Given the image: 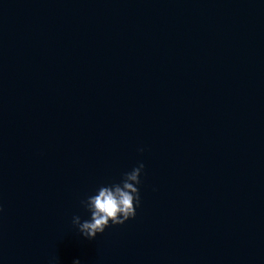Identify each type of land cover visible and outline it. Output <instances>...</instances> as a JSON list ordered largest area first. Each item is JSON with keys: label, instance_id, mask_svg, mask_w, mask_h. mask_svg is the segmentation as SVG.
<instances>
[{"label": "water", "instance_id": "1", "mask_svg": "<svg viewBox=\"0 0 264 264\" xmlns=\"http://www.w3.org/2000/svg\"><path fill=\"white\" fill-rule=\"evenodd\" d=\"M76 260L264 264V0H0V264Z\"/></svg>", "mask_w": 264, "mask_h": 264}, {"label": "clouds", "instance_id": "2", "mask_svg": "<svg viewBox=\"0 0 264 264\" xmlns=\"http://www.w3.org/2000/svg\"><path fill=\"white\" fill-rule=\"evenodd\" d=\"M140 151H143L142 149ZM144 168L141 162L130 172H126L120 183L98 188L96 194L81 200V205L90 213V218L81 221L80 216L74 215L73 225L78 227L80 234L93 239L97 234L103 233L111 225H121L135 216V209L139 206V177ZM73 264H80L79 260Z\"/></svg>", "mask_w": 264, "mask_h": 264}]
</instances>
